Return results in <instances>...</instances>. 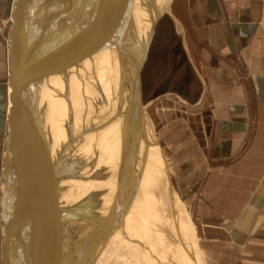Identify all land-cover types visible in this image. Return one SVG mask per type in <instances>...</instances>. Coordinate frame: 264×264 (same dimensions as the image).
Listing matches in <instances>:
<instances>
[{"label": "water", "instance_id": "95a60500", "mask_svg": "<svg viewBox=\"0 0 264 264\" xmlns=\"http://www.w3.org/2000/svg\"><path fill=\"white\" fill-rule=\"evenodd\" d=\"M171 1L160 0L151 10L150 3L146 8L137 5L138 0H7V76L0 84V114L6 112L4 125L0 117V133L2 128L5 130L0 154L2 264L104 261L101 255L111 238L108 243L106 240L113 236L122 214H118L116 206L102 224V213L97 211L91 217L92 227L86 230L85 204L64 199L59 182L69 176L70 170L63 155H57L51 146L47 113L52 106L47 104V87L52 88L71 62V52L83 34L79 24L89 15L108 12L111 18H122L121 37L112 41L110 27L87 28V47L93 57L107 53L113 46L117 48L132 77L121 93L123 112L126 117L133 108L141 117L145 111L142 71L157 25L168 13ZM135 9L143 18L138 35L129 30ZM63 33H68V41L60 44ZM89 53L86 57L91 56ZM68 90L67 84L64 94Z\"/></svg>", "mask_w": 264, "mask_h": 264}, {"label": "crops", "instance_id": "0c3cea01", "mask_svg": "<svg viewBox=\"0 0 264 264\" xmlns=\"http://www.w3.org/2000/svg\"><path fill=\"white\" fill-rule=\"evenodd\" d=\"M6 7L0 0L2 79ZM159 23L168 49V103L211 118L207 130L196 124L198 136L178 143L186 165L193 159L200 168L194 200L202 216L196 225L204 262L264 264V0H172ZM1 116L4 125L6 112ZM4 135L2 128L0 154ZM1 227L0 219V246Z\"/></svg>", "mask_w": 264, "mask_h": 264}, {"label": "rangeland", "instance_id": "374dc122", "mask_svg": "<svg viewBox=\"0 0 264 264\" xmlns=\"http://www.w3.org/2000/svg\"><path fill=\"white\" fill-rule=\"evenodd\" d=\"M158 31L159 34L157 32L158 35L154 38V46L156 50L165 48L166 58L165 61L158 60L156 65L150 70L149 79L150 82H153V85L150 90L143 91L145 111L141 115L143 127L149 135L148 144L149 149H152V158H150L151 154L147 146L148 150H145V156L141 157V162L137 166L129 193H125V190L123 191V184L115 186L112 190L115 192V201L113 204H109L106 216L109 217V214L117 206L118 213L119 215L123 214V218L117 224L113 236L107 239L111 238L112 242L108 249L109 253L101 264H197L194 262L195 260L200 261V264H207L204 262L203 248L201 249L200 245L201 231L196 225V222L199 223L201 221L202 216L200 207L196 206L194 200L195 190L200 185L199 182L194 181L197 177L194 171L196 174L200 172L197 167L195 168L193 159L190 163L188 161L186 165V160L184 161L183 159L185 155L179 151L178 143H182L183 146L185 139L192 141V133L198 136L195 128L196 124L205 127L207 130L211 118L196 112L193 107L188 109V107L179 106L177 103L174 104V102L173 104L171 102L168 103L169 98L166 96L168 91L165 81L168 73L167 67L169 66L168 49L166 42L161 39L160 30ZM2 80L0 78V84ZM73 80L72 76L69 75L68 81L70 84H73ZM96 88L92 85V91L88 92V96L91 99L87 98V111L85 109L86 104L82 99L72 97L71 101L73 103L67 107L66 120L62 119L63 117L60 119L63 127L61 129L62 133L59 135V139L57 138L58 143H55L56 148L59 149V140H64L65 142L59 151L62 150L60 152H63V155L67 153L64 163L69 169H73L70 170L68 177H72L73 182L77 183V186L75 185L76 196H79L78 199L81 197L79 199L81 202H84L85 198L90 201L89 193L93 190L92 188L95 190V186L86 189L85 185L80 188L78 183H85L89 177H93L94 173L96 174L95 163L98 159V151L82 146V134L71 135V138H73L71 148H68L69 144L66 141L69 140L73 128L79 131L82 127H87L92 122L96 124L101 118H106L104 115L107 109V105L104 103L106 99H104L101 92L98 93ZM83 90L76 89V93L73 95H77L78 91L79 97L80 93L86 96ZM173 91L177 92L175 88ZM2 94L0 88V97ZM93 103L96 107L92 106ZM206 103L207 100L205 99L200 106L202 107ZM167 108H169V111ZM185 110L188 111L185 114L186 117L184 116ZM94 114L98 119L93 118ZM73 121H75V127L72 124ZM187 123L190 126L189 128ZM89 127L88 134L95 130V128ZM227 131L229 130L223 131L220 137H224ZM178 132L182 134L178 135ZM232 146L233 142L228 140L225 146L228 148L227 152L230 153ZM194 153L193 146H190L188 154L194 156ZM77 162H79L78 166H76ZM75 168L78 172H75ZM64 180L65 178L59 182L62 186ZM131 203L133 204L132 211H128L132 206ZM85 205L87 204L85 203ZM125 211H128L126 215H124ZM133 213L137 214V219L134 218L135 214ZM132 216H134L133 220L135 219L136 224H138L136 227L137 233L133 232V226H130L129 229L127 225L125 226L126 230L123 229L124 221ZM130 230L134 234L135 249H133L127 238L129 235L132 236ZM202 259L203 262H201Z\"/></svg>", "mask_w": 264, "mask_h": 264}, {"label": "bare ground", "instance_id": "6f19581e", "mask_svg": "<svg viewBox=\"0 0 264 264\" xmlns=\"http://www.w3.org/2000/svg\"><path fill=\"white\" fill-rule=\"evenodd\" d=\"M158 2H160V0H138L137 5L138 4L140 6L144 5L147 8V3L148 4L150 3L151 10H153L154 6L155 8L157 7ZM139 13L141 12L137 10L135 11L133 18L130 19V25L132 23V28L129 29L131 32L133 30V34L137 33V35L142 32L140 27L142 23L141 20L143 18H141L140 16L141 14ZM122 21H123L122 18H111V13L109 14L108 12L106 14L100 13L96 15H89L87 18H84L82 23L79 24L80 27L82 28L81 33L83 34L79 36V40L76 43V46L74 47L73 51L71 52V57H70L71 62L67 65V69L62 74V76H60L59 79L57 80L58 82L55 81V84H53L52 88L47 87L48 93L45 92L46 90L44 91V94L47 93L46 94L47 104L50 105V107L52 106L51 109H49V112L47 113V115L49 116V124H50L49 138L51 140V146L55 149L57 155H63L62 154L63 152L62 153L60 152L62 150L59 151V149H61V146L65 143L64 140L61 141L59 140L60 142L58 146L59 149L56 148L55 143L57 142V138L59 139L60 137L59 135H61L62 133L61 129L63 128L60 119L63 117L62 119L66 120L65 118L67 116V107L69 106V104L72 105L73 103L71 101L72 97L74 96L75 99L76 98L82 99V101L86 104L85 109L87 111L88 110L87 98H89L88 92L92 91L91 86L94 85L95 87H97L96 89H98V93L101 92V94L104 96V99H106V101L104 102L107 105L106 114H104L106 118L105 119L101 118L96 124L92 122L87 127L85 126L82 127L79 131L73 128L69 136L70 143L68 148H71L72 147L71 145L73 144V138H71V135L74 136V134L76 135L82 134L81 135V140H83L82 146L83 147L87 146L90 147V149H93L94 151H98V159L97 162L95 163L96 174L94 173L93 177H89V179L87 178L88 180H86L85 183H78V186L80 188H83L85 185H86V189L95 186V190L94 188H92L93 190H91L89 193L91 198L90 201H87V198H85L86 200L84 201L87 204L83 206L84 217L86 220V224L89 223L87 225L86 224L83 225V227L84 226L87 227L86 230L92 227V224L90 223L91 217L97 211L99 213H102V224L108 218L106 216V212L109 208V204L111 203L113 204L115 201V197H114L115 192L112 191L115 188V186H119L123 184V191L125 190L124 191L125 193H129L130 185L133 182V176H135L136 174L137 166L141 162V157L145 156V150L147 149V146L149 149L148 136L146 135V129L143 127V123L141 121L140 115L133 108L128 114H126V117L123 112L125 101H124V96L122 95L124 93V89L131 82L132 77H131V72L129 73L126 70L125 64L121 60V56L117 48L115 46L113 47L111 46L112 48H110L107 53H103L100 54L99 56L93 57L89 53V48L87 47L90 41V38L88 37L87 39V35L85 36V33H87L85 30L87 28L96 30V26L100 28H102V26L108 28L110 27L108 30L109 31L108 35H110L112 41L115 42L121 37V34L123 33L121 30ZM130 25L129 27H131ZM127 33L130 32L127 31ZM67 35L63 33V37H61L62 42H60V44H64L66 43V41H68ZM132 43L135 44L134 42ZM61 46L62 45H60V47ZM127 49L129 50L130 47L128 48L127 46ZM88 53L93 57V59H89L91 56L86 57ZM69 75H71L72 78L74 79L73 84H70V82L68 81ZM67 84L69 85V90L66 91L64 94L63 89ZM53 87L55 88L54 89L55 91L53 90V92H51ZM76 89H80V90L84 89L83 92L86 94V96L80 93L81 95L79 97L78 91H77V95H73L76 93ZM48 94H51V96L47 97ZM90 99L91 98H89V100ZM94 103L92 104V106L94 105ZM94 107H96V105H94ZM124 117H125V124H124L125 126L124 128H122ZM93 118L98 119V117L95 116V114L93 115ZM74 123L75 121L72 122L73 126L75 127ZM89 126L95 128V130L88 134L90 130L88 129L90 128ZM69 140L66 141L67 144ZM151 150L152 149H149V152L151 154L150 158H152ZM66 154L67 153H64L63 160L65 159ZM78 164L79 162H77L76 166H78ZM76 168H75V172L77 171ZM69 170H73V169H69ZM89 176L91 175L89 174ZM75 185L77 186V183L73 182L72 177L70 178L67 176L65 178V180L63 181V191H62L65 200L69 199L68 201L70 202L79 201L81 197L78 199L79 196L78 197L76 196ZM132 208H133V204L130 210L128 211H132ZM128 211H125L124 215H126ZM133 214H135L134 215L135 217L132 216L130 219L124 221L123 229L126 230L125 226L127 225L129 229L130 226H133L134 227L132 229L133 232L137 233L138 231L136 230V227L138 226V224H136L137 222L135 220L137 219V214L136 213ZM133 217L135 218L134 220ZM122 218L123 216L120 217V220ZM132 230H130V232ZM133 232H131L132 236L129 235V237L127 238L129 239V242L131 243L133 249H135L136 246H134L135 239H133V235H134ZM107 241L108 240H106V242ZM111 242L112 240H110L109 243L107 242L108 244L103 250V253L101 255L104 260L107 254L109 253L108 249L110 248Z\"/></svg>", "mask_w": 264, "mask_h": 264}, {"label": "trees", "instance_id": "16d2710c", "mask_svg": "<svg viewBox=\"0 0 264 264\" xmlns=\"http://www.w3.org/2000/svg\"><path fill=\"white\" fill-rule=\"evenodd\" d=\"M162 23H160L157 28H156V33H155V36L154 38H156V35L159 34V31L160 30V36H161V25ZM159 28V29H158ZM158 32V34H157ZM154 38H153V42H152V45H151V49H150V52H149V56H148V60L144 66V69L142 71V82H143V91H148L150 90V87H152L153 85V82L151 81L150 82V79H149V73H150V70L154 67V65H156V63L158 62V60H162V61H165V58H166V54H165V51L166 49L165 48H162L161 50L157 49L156 50V47L154 46ZM195 159L196 157V154L194 153V156H192L191 158ZM197 169H200L199 167H197Z\"/></svg>", "mask_w": 264, "mask_h": 264}]
</instances>
